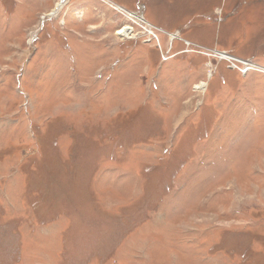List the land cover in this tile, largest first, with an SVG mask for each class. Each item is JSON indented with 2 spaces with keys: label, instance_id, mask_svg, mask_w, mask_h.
<instances>
[{
  "label": "rangeland",
  "instance_id": "1",
  "mask_svg": "<svg viewBox=\"0 0 264 264\" xmlns=\"http://www.w3.org/2000/svg\"><path fill=\"white\" fill-rule=\"evenodd\" d=\"M60 2L0 0V264H264V0Z\"/></svg>",
  "mask_w": 264,
  "mask_h": 264
},
{
  "label": "bare ground",
  "instance_id": "2",
  "mask_svg": "<svg viewBox=\"0 0 264 264\" xmlns=\"http://www.w3.org/2000/svg\"><path fill=\"white\" fill-rule=\"evenodd\" d=\"M64 4H66L65 3V0H61V2L57 5L58 6V10H61L64 6ZM133 16V18H136L135 20H137V19H139V20H143L144 21V19H143V17L141 18L140 16H138L137 14H133L132 15ZM118 35H120L122 38H124V39H133V37H135V35H134V33H133V28L132 27H130V26H126V27H124L121 31H119L118 33H117ZM227 55V54H226ZM224 57H226L225 55H223ZM226 58H228V59H231V57H229V56H227ZM233 60V59H232ZM253 63H251L250 62V65L248 66L249 67V69L251 68L250 66H252L253 67ZM258 70V69H257Z\"/></svg>",
  "mask_w": 264,
  "mask_h": 264
}]
</instances>
